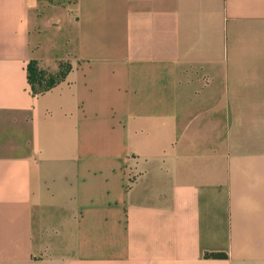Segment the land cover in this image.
<instances>
[{
    "label": "crops",
    "instance_id": "0c3cea01",
    "mask_svg": "<svg viewBox=\"0 0 264 264\" xmlns=\"http://www.w3.org/2000/svg\"><path fill=\"white\" fill-rule=\"evenodd\" d=\"M0 264H264V0H0Z\"/></svg>",
    "mask_w": 264,
    "mask_h": 264
},
{
    "label": "trees",
    "instance_id": "16d2710c",
    "mask_svg": "<svg viewBox=\"0 0 264 264\" xmlns=\"http://www.w3.org/2000/svg\"><path fill=\"white\" fill-rule=\"evenodd\" d=\"M50 2H60L62 0H48ZM67 2H74L75 0H66ZM27 79L31 86L33 93H42L57 83L65 79L66 74L71 69V64L67 61L59 63V68L55 72H51L39 66L37 60H30L27 63ZM208 257H224L225 253L221 252H207Z\"/></svg>",
    "mask_w": 264,
    "mask_h": 264
}]
</instances>
